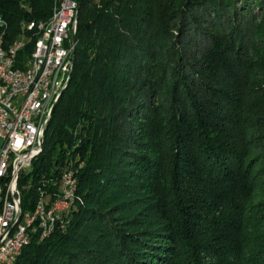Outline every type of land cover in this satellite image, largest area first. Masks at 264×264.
I'll return each instance as SVG.
<instances>
[{"label": "trees", "instance_id": "obj_1", "mask_svg": "<svg viewBox=\"0 0 264 264\" xmlns=\"http://www.w3.org/2000/svg\"><path fill=\"white\" fill-rule=\"evenodd\" d=\"M55 4L0 0L10 26L8 39L20 34L25 20L49 19ZM76 29L74 58L43 149L22 178L29 182L22 206L32 209L40 189L52 191L67 155L78 156L84 165L72 166L76 209L51 236L35 237L14 264L145 262L165 225L141 209L132 211L136 197L131 194L141 186L144 191L137 192L144 198L175 195L169 211L180 217L183 230L169 234L173 249L189 248L195 255L206 246L224 262L230 261L229 253L238 258L234 247L220 250L188 237L195 218L223 231L209 213L216 211L233 228L228 241L238 240L234 229L241 224L253 165L246 148L254 138L264 141V0H83ZM192 30L209 41L200 57L178 48L177 40ZM158 57L167 58L156 67L172 80L165 121L172 123L168 134L175 157L169 178L160 172L157 154L128 126L139 104L138 91L127 105L123 97L136 89L131 78L140 82L143 69ZM104 112L110 116L107 125L96 116ZM153 115L148 121L153 133H146L156 140L168 129L160 126V113ZM131 162L134 166H127ZM147 168L153 172L149 183ZM47 177L50 187L41 182ZM243 258L247 264H264V241L244 251ZM192 264L198 263L193 259Z\"/></svg>", "mask_w": 264, "mask_h": 264}, {"label": "built area", "instance_id": "obj_2", "mask_svg": "<svg viewBox=\"0 0 264 264\" xmlns=\"http://www.w3.org/2000/svg\"><path fill=\"white\" fill-rule=\"evenodd\" d=\"M78 0H56L52 15L44 22L51 23V32L37 36L34 20L23 21L24 39L20 51L7 46L9 22L0 11V264H8L11 254L24 241V226L18 234H11L15 227V213L24 202L28 183L22 178L38 157L39 132L47 118L52 99L64 82L70 62L74 58V10ZM73 169H63L54 191L43 195L54 196L51 205L53 218L62 208H69V215L76 203H66V196L77 190L76 182H69ZM43 195L39 196L36 214L27 221L39 219L36 231L42 241L49 223L40 216ZM57 195H65V202H57Z\"/></svg>", "mask_w": 264, "mask_h": 264}, {"label": "rangeland", "instance_id": "obj_3", "mask_svg": "<svg viewBox=\"0 0 264 264\" xmlns=\"http://www.w3.org/2000/svg\"><path fill=\"white\" fill-rule=\"evenodd\" d=\"M173 31L175 34H179V27L175 26ZM177 41L179 50L182 49V51L188 56L198 57L202 55L204 48L209 43L203 33H196L194 30L187 32ZM163 43H165V41ZM156 46L153 45V48H156L157 55L160 51H158L159 49ZM158 58H154L153 61H150L148 66L143 69L144 71H142L140 82H137L135 78H131V82L136 89L133 92L124 94L123 97L126 99L127 105L132 93L138 91L137 93L139 94H137V97H139V104L138 107L134 108V112L130 114V123L128 126L132 127L135 134L137 133L139 136L141 135V137H143L147 143L148 151L157 154L160 172L162 173L165 171L169 178L171 176V167L174 166L175 157L168 134L172 127V123L169 121L166 123L165 121L168 109L171 105L172 80H168V77L156 67L157 63H168L167 58ZM154 88H157L158 92H154ZM155 112L162 115V124H160V126L164 128V130L168 129L165 136L160 135L156 140L153 138L150 139L146 133V131H148V134L153 133L152 129L149 128L150 123L148 121L150 117L153 118ZM96 116L102 120L103 125L109 124L110 116L108 112L100 113ZM257 124H259V122H257ZM256 139L257 138H254L252 141L254 142ZM253 142L248 144L246 148L249 153L247 157L253 162V165L249 173L250 177L246 184L248 187L247 199L245 200L241 213V224L234 229L235 234H237V242L228 241L230 235L229 231L233 228L230 225L228 226L229 222L222 217V214H219V212L216 211L209 213L212 217L219 219V229L222 226L221 224H223V231H221V229L220 231L215 230L211 222L209 223L206 219L195 218L194 221L196 228L193 233L189 231L190 237H188V239H191L193 242H199L202 245L215 246L220 250H223V247H234L239 251L238 258L236 255L229 253L226 257L229 256L230 261L224 262L223 258H218L217 256H214V253L207 251V248H205L206 246H203L204 248L199 250V253L195 252V255L189 248H187V250L181 248H177L176 250L173 249L175 243L169 238V234L174 235L177 230H183L180 217L177 215L174 216V214L169 211L168 203L172 201L171 199L175 198V195L171 194V196L165 200H158V198H155V195L150 198H144L139 195L140 192L144 191L142 189L143 186H141L131 194L136 197L133 200L134 206L131 207L132 211L141 209V212L147 215L148 219H154L157 223L165 225V228L161 231L163 234L161 235L162 237H157L155 247L150 250V254L147 255L145 262H141V264H192L193 259H195L198 264H247V259L243 258L244 251L260 244L262 240L264 241V141L258 140L255 143ZM77 162L79 163L78 167L84 165V162L80 161L78 156L71 157L70 155H67L65 165L62 169L70 168L74 171V167L72 166ZM127 166L132 167L134 165L131 162ZM32 168L33 164L31 165L30 170H32ZM54 168V164L52 167L50 166L51 173H49V175L53 173ZM146 173L149 178V180L146 181L149 183V175L151 176L153 172L151 169L148 170L147 168ZM45 175L47 176L48 174ZM50 180L51 179L47 177V179H44L41 182L48 184L50 187ZM58 182L59 180H56L54 184ZM53 190L55 191L56 188ZM119 190H121L120 187ZM146 193L147 192H144L142 195H145ZM137 197L139 199H137Z\"/></svg>", "mask_w": 264, "mask_h": 264}, {"label": "bare ground", "instance_id": "obj_4", "mask_svg": "<svg viewBox=\"0 0 264 264\" xmlns=\"http://www.w3.org/2000/svg\"><path fill=\"white\" fill-rule=\"evenodd\" d=\"M80 1L78 0V3L75 6L74 10V19L80 12ZM23 25V22H22ZM21 25L22 29L20 31V34L16 36L14 39L9 40L7 37V46L12 51H20L21 47L23 45V39H24V30L23 26ZM34 28L37 31V36H44L45 33L51 32V23L50 22H41L38 23L34 21ZM9 29V27H8ZM76 34L77 29L74 30V36H73V50H75L76 45ZM74 53V51H73ZM66 77L64 78L65 81ZM68 86V85H67ZM64 87V82L59 88L57 89L56 96L52 99V105L49 107L47 118H45L43 123V128L39 132V151L41 152L43 149V142H44V134L45 131L49 127V122L51 120L54 107L56 103L59 101V95ZM34 162V161H33ZM69 182H76V176L75 175H69ZM45 187V186H44ZM29 188V185L27 186ZM45 190L40 189L38 191L37 197L35 199V203L33 208H26L23 205V203H20V206L17 209V212L15 213V227H11V234H18V227L24 226V241H19V248L17 251H15L13 254H11L10 262L8 264H14L16 260L21 256L23 249L31 243V241L38 237L36 231L39 227V219H32L27 221L28 216H32V214H36V209L38 205L39 196L43 195ZM77 190H73L72 193H68L66 196V203H73L75 200ZM57 202H65V195H57ZM54 204V196L50 195H43V202L40 207V216L42 217L43 222L49 223L48 226V232H43L42 234V240L45 238H48L51 236L54 231H56L59 222L69 214V208H62L61 211L57 214L56 218H53V214L51 211V205Z\"/></svg>", "mask_w": 264, "mask_h": 264}, {"label": "water", "instance_id": "obj_5", "mask_svg": "<svg viewBox=\"0 0 264 264\" xmlns=\"http://www.w3.org/2000/svg\"><path fill=\"white\" fill-rule=\"evenodd\" d=\"M82 1H83V0H80V7H81V3H82ZM56 106H57V103H56V105H55V107H54V110H55Z\"/></svg>", "mask_w": 264, "mask_h": 264}]
</instances>
